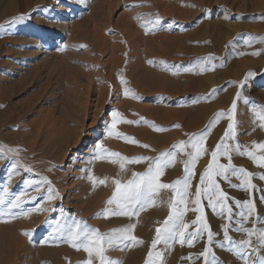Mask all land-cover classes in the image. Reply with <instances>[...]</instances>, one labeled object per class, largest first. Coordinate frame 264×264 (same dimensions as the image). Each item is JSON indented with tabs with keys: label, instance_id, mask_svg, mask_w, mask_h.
<instances>
[{
	"label": "rangeland",
	"instance_id": "rangeland-1",
	"mask_svg": "<svg viewBox=\"0 0 264 264\" xmlns=\"http://www.w3.org/2000/svg\"><path fill=\"white\" fill-rule=\"evenodd\" d=\"M36 1L38 0H0V24L5 25L3 29H0V143L9 147L20 149L18 157H12L11 155H9L7 158L0 157V185L3 183L7 184V179L9 176H12L14 184L15 181L18 182L15 184V186L12 184L13 182H11L10 194L19 193L22 191L25 185L24 189H26L27 186L28 192L30 190V192H32V194L30 193L31 196L37 198L34 200L36 202L32 200V202L26 201V203H29H24L23 207H21L22 210L20 208L18 209L19 211H27L30 208L32 209L33 207H37L38 204H41L39 206H42V202L45 203L43 206L45 207L46 205V208L47 204H51V206L48 207L49 212H42L43 214L47 213L46 217L42 213L32 212V216H28L32 218V220L33 217L36 219V215L37 221L44 218L46 221L49 219L48 221H50V223L51 221H55L58 216H62L64 219H73L72 217L75 218L78 216L77 211H75V198L81 194H77L75 189L79 183H83L85 185L86 180V183H88L89 179L87 177L89 172L84 170H89L95 166L96 159H93V146L104 133L105 122L110 119L109 113L112 111V109L109 106H107L103 111H99L102 114L99 115V112H97L98 115H93V111H95L94 104L96 103L97 95L92 94L89 98V108H91L89 110L88 119L85 120V127L82 129V133L85 138L80 140L82 143H80L78 146H74V148H72L73 146L71 145L68 147V150L62 148V152L60 151V154L62 153V155L58 154V157L56 158L53 156L52 158L50 153L47 152L48 150L46 147L48 144V138L45 136H49L51 133V131L49 133L48 131L46 132V130H50V123H47L50 121L48 112L52 110L51 105L53 104H55L56 107L58 105L57 109H60V102L65 98L64 96H66L67 89H69L67 86H71L72 84L68 83L73 82L71 81L73 80L71 79V75H75L73 72L78 74L80 72H88V74L92 75L95 72L94 75L97 74V77H100L101 80L103 79L102 84L103 87L106 88L108 87L107 85H112L106 83V79L104 78L102 71L107 70L110 67L111 63L114 62L115 57L118 56V53L121 55V58L124 57L121 59V63L125 65V63L128 64L131 59L133 61V57H130L133 53L130 52H133L134 49L138 51L137 55L135 54L134 56L137 59L140 58L139 64L145 68V71L143 72L146 74L147 70V73L153 71V74H151L152 76L150 75L151 77L148 76L149 74H147V77H149L148 79L152 80V82L149 83L151 85H146L147 89H150L148 91L153 92L151 94H147V92H139V98H136L137 101H135L134 98L131 103L133 102L136 109L140 108V111H142V113L144 112L145 119L148 118V121L154 122L157 126L168 129L164 132H158L153 130L149 124H146L145 126L144 123V130L142 131L143 134L145 133L146 135H144V139L141 142L143 144H149L151 149H159L158 152L170 149L171 146L179 140L187 139L186 134L197 133L201 131L206 125L209 124L210 118H212L216 112L221 109L226 110L230 106L231 101L235 97V93L237 91L236 86L231 82L240 81L248 71H254L257 75L255 77L254 83L251 84L250 89L245 91V95L250 96L252 101L259 102V104L264 105V43L259 42V40H255L251 46L245 44V40L248 39L249 34L254 38L258 37L260 39H264V0H143V3L142 0H61L59 5L55 3V0H46L44 2L45 4L42 2L39 3V5H33ZM137 4H142L143 6L128 8L124 7L125 5ZM40 5H46L47 7H39L40 9H37ZM219 5H224L227 8L229 18H225L224 10L220 8ZM205 8L212 9V12L209 16H204L202 10ZM29 13H31L30 20H26L25 22L19 24L9 23V21H11L14 17ZM139 14H144L143 21L136 19ZM156 15H159L162 18V24L164 27L156 31H149L148 34H146V29L141 27V23L154 20ZM52 16L57 17L55 22L56 24L58 23L57 26L60 28L57 26L56 28L54 26V29L53 27L52 29H48L43 26V23L46 21L48 26L55 25V22L51 24L52 21L49 19V17ZM173 21H175L174 24L172 23ZM168 24H172V27L167 28ZM55 28L57 30H55ZM148 28L151 29V25H148ZM82 30H84V33ZM74 32L76 34L78 33L76 37L74 36ZM86 32H88V34L85 35ZM92 36H97V39H93ZM98 40L100 41L98 42ZM101 42L103 43V46H100L102 45ZM65 45L67 46L66 50L60 51L59 47H64ZM82 45L86 47H81ZM98 47L102 48L98 49ZM113 49L115 51H120H116V53H114ZM179 50L181 54L178 52ZM254 51H261V54L258 56H253L251 54H239L252 53ZM111 52L114 53L112 56ZM161 53L164 54L161 55ZM125 54H127V58H125ZM152 54L154 56H152ZM209 54H212L216 57L214 63H216L217 66L215 69L203 73H200L198 68L194 72L183 71L184 67L192 66L198 58L205 57ZM164 55L166 56L164 57ZM110 57H112V61L110 60ZM45 58L47 59L45 60ZM149 61H152L153 63L150 64ZM161 61L166 63L168 70L165 69L164 64H161ZM129 63H131V61ZM49 64L51 65L49 66ZM37 65L40 66L38 67ZM173 66H178L180 71L176 72V68ZM89 70L92 72L90 73ZM154 71L158 74V76L155 75L156 73ZM172 71L173 73L174 71L176 73L173 75ZM43 75L45 77H43ZM66 81H68V85L66 84ZM110 88L111 87L108 89ZM212 89H216L217 92L210 101L196 102L199 100L200 96L207 95ZM79 91L83 92L84 90L79 88ZM114 99L115 97L110 94L107 101L109 103H113ZM115 103L116 102L113 104L116 105L117 103ZM127 103H129L128 100ZM153 116L156 119H153ZM237 120L239 142L249 147H251L253 141L264 142V129L259 127V119L254 114L251 105L246 106L242 102L238 104ZM45 124L48 125V127H46ZM176 124H179L181 127H174L173 125ZM43 125H45V127ZM133 127L136 128L137 125ZM226 127L227 120L222 119L220 123L212 129L211 135L206 142V146L210 148L214 147L219 141L220 137L223 135ZM41 134L43 136H41ZM152 135L156 138H154ZM8 136L12 137V139L8 138ZM106 139L107 137H104L103 142ZM25 140L27 143L30 140V144L28 143L27 145ZM38 143H41L43 148ZM168 143L171 145H167ZM35 144L36 147H33ZM25 145L34 148L31 149L29 147L32 152ZM156 145L163 146H157V148ZM130 147L132 148L133 152L128 154V157L137 155L156 156L155 151L144 149L138 144L131 143ZM25 149L28 150L31 155L28 151L25 152ZM35 150L37 151L35 152ZM34 152L36 153L34 156L36 158L33 157ZM37 154L39 156H37ZM28 155L30 157H28ZM47 155L50 156L47 157ZM61 156L62 160H57L58 158H61ZM17 160L20 162L23 161L25 163V167L29 165L33 169L32 175L31 172L24 170V166H17L16 169H13L12 165L15 164L14 162ZM35 160H37V162ZM40 160H42V162H40ZM207 160L208 157H204L200 160V162L197 164V172H201L203 170ZM222 162L226 161L222 158ZM233 162L238 167H244L253 172L261 171L247 157L234 156ZM145 167L146 165L144 164L126 165V169H130L124 173H121L120 168L117 167L116 170L115 167L112 166L107 171L104 170L102 173L95 174L94 176L98 180L104 178H107V180L106 184L101 185L97 183L95 187H93V184H91L92 182L88 184L87 192L91 193V200L92 198L94 199V196L104 193L101 191H104L103 189L105 185H109L110 188V186L113 185L112 180L114 178H122L124 179V182H126L127 179L125 181V178H131V173L133 171L143 172ZM175 167L177 170L175 179H177L183 175V164L177 162ZM7 171L9 174H12H8V176ZM16 172L19 174H16ZM43 176L44 178L47 177L49 180H51L54 188L58 190V193H60L58 198L52 201L53 203H48L47 200L44 202L43 200L44 195L47 197L46 189L48 186L44 181ZM14 177L16 180H14ZM5 179L7 182H5ZM24 180H28L27 182L35 185V187L40 185L39 188L41 189V193L33 191L34 188L29 189ZM233 182L238 181L233 179ZM254 182L257 184H264V182L259 180H255ZM4 186L5 185L3 184L0 189H2ZM222 186L229 191L230 196L241 199L246 198L245 193L229 188L227 183H224ZM89 187L90 189H88ZM33 192H36V194ZM36 195H38V197ZM40 196L43 197L41 198ZM255 197L261 217L260 224L257 226L260 227L264 226V202H261L259 199V191L255 193ZM50 207L56 208V212L54 211V213H56L55 215L53 211L51 212ZM61 208H63V211H65L63 213H66L65 217L63 216L64 214H61ZM57 212H60V215ZM38 214L42 215V219L38 218ZM206 214L212 230L219 233L221 231V225L225 223V221L214 215L210 209H207V207ZM70 215L74 216L70 217ZM22 217L23 216H21V218L17 217V219L14 218L15 221H13L12 218L10 220L9 217L2 218L7 221L9 220L8 222H5L0 218V241L3 242H0V264H10L13 260L16 261H13L12 264H52L53 262L49 256L51 252L45 253L44 250L48 249L51 251L50 249H57L60 246L45 245L47 244L45 241H48L44 226L45 220L38 222L36 221L37 226L36 224H34L35 226H33V224H27V226L25 224L27 222L26 220H28V217H25V220H23L24 218ZM110 217L112 219L113 216ZM19 218L21 219L22 224ZM109 218L103 217L102 219L104 220ZM194 218L195 215L190 211L186 214L185 221L190 223ZM102 219L91 221H93V223H98L102 222ZM22 220L24 221V224ZM116 225L117 226H108L107 228L115 229L117 227L123 226V224ZM162 225L163 224H160L156 226V228L161 227ZM15 227L21 231L25 227L26 229L30 228L34 232L31 231V237H26V235L24 237L21 235L20 230H16ZM246 227H251V224H247ZM16 231L18 232L16 233ZM230 234L237 240L244 238L242 234H238L234 231ZM17 235H19V238L23 236L25 243L27 241V245L24 243L26 245L25 247H27L28 244H33V247H35L33 249L31 258L27 259L29 261L26 260L27 262L25 261V263H20V259L15 256L16 253H14V249L11 248L13 242L15 241L14 239L17 238ZM2 236L3 238L6 236L4 239L7 241H4ZM217 239H222V234L218 236ZM204 246V241L196 243L194 247L175 244L171 250L165 252L164 264H202V260H195L194 262L193 260L182 261L181 257H187L189 253H199L202 251ZM158 247L161 250L164 248L162 244L158 245ZM215 250L217 255L220 257L221 264H241V261L228 251L220 249ZM114 255L115 253H113V256ZM8 258L11 259L8 260Z\"/></svg>",
	"mask_w": 264,
	"mask_h": 264
},
{
	"label": "snow or ice",
	"instance_id": "snow-or-ice-1",
	"mask_svg": "<svg viewBox=\"0 0 264 264\" xmlns=\"http://www.w3.org/2000/svg\"><path fill=\"white\" fill-rule=\"evenodd\" d=\"M59 5L61 0H55ZM137 5H125L128 7H139ZM39 7H47L38 6ZM224 10L225 18L228 17V10L224 5H219ZM204 16H209L212 12L211 8L202 10ZM144 14H139L136 19L143 21ZM31 19V13L21 14L14 17L10 24L23 23ZM52 22H55L57 17H49ZM173 24L175 21L172 22ZM151 25V29L148 28ZM5 25L0 24V29ZM141 27L146 29V34L149 31H156L163 26L162 18L156 15L154 20L142 22ZM172 24H168L167 28H171ZM264 43V39L254 38L250 34L245 44L251 46L255 41ZM59 47V46H58ZM86 47V46H81ZM67 46L59 47L60 51H65ZM240 55L251 54L258 56L261 51L252 53H239ZM216 57L209 54L205 57L198 58L192 66L184 67V72H194L197 68L200 73L216 68L214 61ZM149 63H153L149 61ZM168 70L165 62L161 61ZM176 72L180 71L178 66ZM175 74V72L173 73ZM256 73L248 71L243 79L234 81L233 83L237 91L232 99L230 106L225 110L221 109L216 112L210 122L204 129L197 133L186 134L187 139L175 142L170 149L160 152L156 156L137 155L128 157L119 152L110 151L104 144V137L123 138L125 142L138 144L144 149H151L149 144H141L135 138H131L126 134L118 131L119 124H133L143 121L149 124L153 130L164 132L168 129L157 126L154 122H150L141 118V121L127 120L123 114L116 109L109 113L110 119L105 122V130L101 138L95 142L93 146V159L108 156L111 158V163H119L121 173L127 171L126 165L144 164L146 165L143 172L131 173V178L126 182H122L119 178H114L112 183L114 191L111 197L106 201L109 207L97 214V218L101 215L104 218L126 217L129 221L133 218H138L140 213L148 207L156 205V199L162 191H167L171 195L167 201L169 207V215L163 222L161 227L156 229L155 237L151 241V245L147 252V257L144 264H164L165 252L172 249L175 244L181 246L194 247L196 243L204 241V248L196 254L189 253L187 257H181V260H202V264H221L220 257L215 249L226 250L233 254L241 261V264H264V226L258 227L261 217L256 203L255 193L259 191L260 201L264 202V184H257L254 181L259 180L264 182V142H252L251 147L243 145L238 140V104L242 102L246 106L251 105L254 114L259 119V127L264 129V105L259 102L252 101L250 96L245 95V91L250 89V86L255 81ZM122 85H126L127 81L122 75L118 76ZM131 90L125 88L124 96H128ZM217 90L212 89L207 95H202L196 102H208L215 95ZM134 98H139L132 93ZM222 119L227 120V127L214 147L206 146V142L211 135L212 129L220 123ZM180 128L179 124L173 125ZM20 149L9 147L0 143V157L7 158L19 156ZM234 156L247 157L260 172H253L244 167H238L234 164ZM204 157H208L206 165L201 172H197V164ZM222 158L226 162H222ZM177 162L183 164V175L174 181L167 183L162 181L165 175V170L175 166ZM23 166L19 160L12 165L13 169L17 166ZM27 172H32L30 166L24 167ZM84 171H89L85 169ZM16 174H19L16 172ZM93 184H106L107 178L97 179L94 175L89 174L87 177ZM12 176H9L8 183L0 189V218L9 217L17 218L20 216L28 217L32 212L42 213L49 211L48 208L37 206L28 211H16L26 201L36 200L28 194V189L22 190L17 194H10V184ZM235 179L238 182H233ZM47 183V202L51 203L59 196L58 190L54 188L51 180L44 178ZM195 182V183H194ZM28 188H34L36 192H40L39 187L33 186L30 182L25 181ZM227 183L231 189L239 190L245 193L246 198L230 196L229 191L222 185ZM206 207L221 220L225 221L221 225L219 233L214 232L208 221ZM51 211H56L55 207ZM63 213V208L60 209ZM192 212L195 218L190 223L185 221V216L188 212ZM45 221L44 223H46ZM139 220L130 222L126 226L111 229L106 233H101L99 229H93L86 222L75 218L70 221H56V232L59 233L56 239H62L76 250H82L86 255L85 258L78 264H120V261L113 259L107 255L110 250H124L127 247L142 245L145 241L134 234ZM251 227H246L247 224ZM236 232L242 234L244 238L235 239L230 233ZM24 235L31 237V230H25ZM222 234V239H217ZM48 243V241H45ZM163 245V250L158 249V245Z\"/></svg>",
	"mask_w": 264,
	"mask_h": 264
},
{
	"label": "bare ground",
	"instance_id": "bare-ground-1",
	"mask_svg": "<svg viewBox=\"0 0 264 264\" xmlns=\"http://www.w3.org/2000/svg\"><path fill=\"white\" fill-rule=\"evenodd\" d=\"M46 0H38V1H36L35 2V4H33V5H36V4H38L39 5V3H44ZM77 1V0H76ZM136 1V0H135ZM139 2V1H138ZM141 2V1H140ZM96 3V2H95ZM120 3H121V1H120ZM120 3H119V5H120ZM142 3H143V0H142ZM45 4V3H44ZM52 4V3H51ZM64 4V3H63ZM72 4V3H71ZM98 4V3H97ZM32 5V6H33ZM31 6V5H30ZM41 6V5H40ZM43 6V5H42ZM52 6V5H51ZM124 6V5H123ZM42 8V7H41ZM98 8V7H97ZM103 8V7H102ZM32 9H33V7H32ZM37 9H40V8H37ZM36 9V10H37ZM64 10V9H63ZM27 11H28V9H27ZM64 12V11H63ZM98 12V11H97ZM50 14V13H49ZM102 19V18H101ZM44 22V21H43ZM42 22V23H43ZM47 22V21H46ZM43 23L44 25L43 26H45V28H48V29H52V27H53V29H54V26L56 27L57 26V24H56V22H55V25H53V26H48V23ZM51 22V21H50ZM53 22H51V24H52ZM95 23V22H94ZM35 25V24H34ZM50 25V24H49ZM60 25V24H59ZM47 26V27H46ZM57 27H59V26H57ZM56 27V28H57ZM55 28V30H57ZM60 28V27H59ZM130 28V27H129ZM126 29V28H125ZM136 29V28H135ZM88 30V29H87ZM86 30V31H87ZM90 30V29H89ZM139 30V29H138ZM44 31H45V29H44ZM100 31V30H99ZM104 31H106V30H104ZM72 32V31H71ZM77 32V31H76ZM82 32L84 33V30H82ZM131 32V31H130ZM81 33V32H80ZM132 33V32H131ZM86 34H88V32H86L85 33V35ZM100 34V33H99ZM98 34V35H99ZM102 34H103V31H102ZM130 34V33H129ZM78 35V33L76 34L75 32H74V36L76 37ZM101 35V34H100ZM132 35V34H131ZM89 36V35H88ZM93 36H94V34H93ZM92 36V37H93ZM103 36V35H102ZM133 36V35H132ZM75 37H74V40H75ZM84 37V36H83ZM86 37V36H85ZM92 37H91V39H92ZM97 37V36H96ZM96 37H93V39L94 38H96ZM72 38V37H71ZM135 38V37H134ZM73 39V38H72ZM87 39H88V37H87ZM92 39V40H93ZM97 39V38H96ZM95 39V40H96ZM136 39V38H135ZM148 39V38H147ZM76 40H78V39H76ZM89 40H90V37H89ZM88 40V41H89ZM101 40H102V38H101ZM137 40V39H136ZM100 40H98V42H99ZM138 41V40H137ZM152 41V40H151ZM4 42V41H3ZM93 42V41H92ZM97 42V41H96ZM98 42H97V44H98ZM39 43V42H38ZM90 43V42H89ZM95 43V42H94ZM102 43V42H101ZM152 43H153V41H152ZM172 43V42H171ZM85 44V43H84ZM99 45H100V43H99ZM99 45H97V46H99ZM128 45V44H127ZM100 46H103V43H102V45H100ZM108 46V45H107ZM138 46V45H137ZM115 47V46H114ZM118 47V46H117ZM128 47V46H127ZM151 47H154V46H151ZM161 47V46H160ZM169 47H170V45H169ZM102 48V47H101ZM101 48H99L98 47V49H101ZM111 48V47H110ZM163 48H165V47H163ZM134 49V48H133ZM176 49V48H175ZM108 50V49H107ZM114 50V49H113ZM122 50V49H121ZM126 50V49H125ZM132 50V49H131ZM159 50H161V49H159ZM172 50V49H171ZM170 50V51H171ZM104 51V50H103ZM117 51V50H116ZM116 51L114 50V53H116ZM118 51H120V50H118ZM117 51V52H118ZM148 51V50H147ZM173 51V50H172ZM185 51V50H184ZM100 52V51H99ZM137 52L138 51H136L135 49H134V51L132 52H130V53H133L132 54V56H130L131 58L133 57V61H132V59L130 60L131 61V63H129L128 62V64H126L125 62V65H123L121 62V59H123L124 57H122L121 58V55H119V53H118V56L117 57H115V60H114V62H112L111 63V65H110V67L107 69V70H103L102 72H103V75H104V78L106 79V83H108V84H111L112 86H109V85H107L108 87H106V88H104L103 87V84H102V82H103V79L101 80L100 79V77H97V74L96 75H94L95 74V72H94V76L92 75V74H88V72L87 73H83V72H80L79 74L78 73H76V72H73L75 75L73 76V75H71V79H73V80H71V81H73V82H69L68 84H70V83H72L71 84V86H69L68 84H67V82L68 81H66V84L68 85L67 87H69V89H67V92H66V96H64L63 98V100L60 102V111L57 109V107H58V105H57V107L55 106V104H53V105H51L52 106V110L51 111H49L48 112V114H49V119H50V121L49 122H47L48 124H49V128H50V130L48 129V130H46V132L48 131V133L51 131V133H50V135L49 136H45L46 138H48V144H47V152H49L50 153V155H51V157L53 156L54 158H56V157H58V154H60V151L62 150V148L63 149H67L68 150V147H70L71 145L73 146L72 148H74V146H78V145H80V143H82L80 140L81 139H85L84 138V135H83V127H85L84 126V124H85V120L86 119H88V114H89V110H90V108H89V98L91 97V95L92 94H95V95H97V99H96V103L94 104V109H95V111H93V115H95L96 116V114L98 115V113L97 112H99V111H103L107 106H109L112 110L113 109H116V110H119L122 114H123V116L127 119V120H131V121H141V118H143L144 120H147L148 118H144V112L142 113V111H140V108H138V109H136V107H135V105L133 104V102L131 103V101H133L134 100V97H133V95H132V93H134L136 96H138L139 95V92H141V93H146L147 92V94H151L152 92L151 91H148V90H150L149 88L147 89V87H146V85L147 84H149L150 82H152V80L151 79H148L149 77H147V74H149L148 76H150L151 74H153V71L151 72H148L147 73V71H146V74L143 72V71H145L144 69L145 68H143V66H141V64H139V62H140V58L139 59H137L134 55L136 54L137 55ZM149 52V51H148ZM158 52V51H157ZM164 52V51H163ZM168 52V51H167ZM179 53H180V50L178 51ZM186 52V51H185ZM105 53V52H104ZM112 53V52H111ZM114 53H112L111 54V56L114 54ZM125 53V52H124ZM128 53V52H127ZM160 53V52H159ZM165 53V52H164ZM164 53H161V55H163ZM178 53V54H179ZM181 54V53H180ZM117 55V54H116ZM128 55H130V54H128ZM143 55V54H142ZM167 55V54H166ZM166 55H164V57L166 56ZM174 55V54H173ZM175 55H177V54H175ZM125 58H127V54H125ZM141 56V55H140ZM144 56V55H143ZM152 56H154L153 54H152ZM168 56V55H167ZM170 56H171V54H170ZM109 57V56H108ZM129 57V56H128ZM130 57H129V59H130ZM138 57V56H137ZM27 58V57H26ZM111 59V61H112V57H110ZM150 58H151V56H150ZM158 58V57H157ZM156 58V59H157ZM179 58V57H178ZM23 59V58H22ZM21 59V60H22ZM28 59V58H27ZM47 58H45V60H46ZM91 59V58H90ZM153 59V58H152ZM167 59V58H166ZM24 60V59H23ZM55 60V59H54ZM89 60V59H88ZM92 60V59H91ZM128 60V59H127ZM139 60V61H138ZM173 60V59H172ZM174 60H175V58H174ZM176 60H178V59H176ZM35 61V60H34ZM42 61V60H41ZM44 61V60H43ZM48 61V60H47ZM50 61V60H49ZM83 61V60H82ZM156 61V60H155ZM54 62V61H53ZM58 62V61H57ZM61 62V61H60ZM95 62V61H94ZM39 63V62H38ZM51 63V62H50ZM90 63H92V62H90ZM174 63V62H173ZM42 64V63H41ZM56 64V63H55ZM94 64H96V63H94ZM51 64H49V66H50ZM58 65V64H57ZM84 65V64H83ZM92 65V64H91ZM170 65V64H169ZM38 66V65H37ZM40 66V65H39ZM38 66V67H39ZM49 66H47V67H49ZM153 66V65H152ZM58 67V66H57ZM61 68V67H60ZM70 68V67H69ZM88 68H89V66H88ZM149 68V67H148ZM95 69V68H94ZM93 69V70H94ZM172 69V68H171ZM170 69V70H171ZM49 70V69H48ZM56 70V69H55ZM82 70V69H81ZM156 70V69H155ZM162 70V69H161ZM36 71V70H35ZM45 71V70H44ZM60 71V70H59ZM90 71V70H89ZM157 71V70H156ZM30 72V71H29ZM41 72V71H40ZM79 72V71H78ZM92 71H90V73H91ZM155 72V71H154ZM175 72V71H174ZM33 73V72H32ZM156 73V72H155ZM170 73V72H169ZM172 73H173V71H172ZM176 73V72H175ZM39 74V73H38ZM55 74V73H54ZM65 74V73H64ZM99 74V73H98ZM35 75V74H34ZM49 75V74H48ZM66 75H68V74H66ZM120 75H122L123 77H124V79L127 81V85H122L121 83H120V81H119V79H118V76H120ZM155 75H157L158 76V74L156 73ZM174 75V74H173ZM59 76V75H58ZM95 76H96V78H95ZM101 76V75H100ZM152 76V75H151ZM150 76V77H151ZM38 77V76H37ZM43 77H45L44 75H43ZM172 77V76H171ZM188 77V76H187ZM64 78V77H63ZM78 78V79H77ZM163 78V77H162ZM45 79V78H44ZM51 79V78H50ZM58 79V78H57ZM69 79V78H68ZM67 79V80H68ZM173 79V78H172ZM40 81V80H39ZM44 83H46V82H44ZM130 83H132V84H130ZM164 84H166V83H164ZM171 84H173V83H171ZM48 85V84H47ZM151 84H149V86H150ZM174 85V84H173ZM106 86V85H105ZM148 86V85H147ZM82 87V88H81ZM109 87H111L110 89H108ZM40 88V87H39ZM79 88L81 89V90H84L83 92L81 91H79ZM125 88H128V89H130L131 90V92H130V94L128 95V96H124L123 95V91H124V89ZM167 88V87H166ZM182 88V87H181ZM41 90V89H40ZM113 91H116V92H113ZM156 91V90H155ZM178 91V90H177ZM186 91V90H185ZM159 92V91H158ZM174 92H175V90H174ZM181 92V91H180ZM116 93V94H115ZM110 94H112L114 97H115V99H114V102H116L115 104L116 105H114L112 102L111 103H109L108 101H107V99H108V96L110 95ZM147 94H145V95H147ZM169 94V93H168ZM53 95V94H52ZM142 95V94H141ZM94 96V95H93ZM48 97V96H47ZM57 97V96H56ZM41 98V97H40ZM112 100V99H111ZM126 100V101H125ZM127 100H128V102L130 103H127ZM92 101V100H91ZM135 101H137L136 100V98H135ZM126 102V103H125ZM139 103V102H138ZM137 104V103H136ZM34 106V105H33ZM138 107H141V106H138ZM33 108V107H32ZM6 109V108H5ZM21 111V110H20ZM2 112V111H1ZM44 112V111H43ZM100 114H102V113H100L99 112V115ZM25 115V114H24ZM58 115V116H57ZM92 115V114H91ZM93 115H92V117H93ZM10 116V115H9ZM145 116H147V115H145ZM150 116V115H149ZM152 116V115H151ZM44 118V117H43ZM95 118H97V117H95ZM48 119V118H47ZM153 119H156V118H154V116H153ZM95 120V119H94ZM151 120V119H150ZM160 120V119H159ZM148 121V120H147ZM157 121V120H156ZM5 122V121H4ZM44 123V122H43ZM46 123V124H47ZM45 124V125H46ZM104 124V123H103ZM45 125H43L44 127H45ZM135 125H137V127L135 128V127H133V126H135ZM148 125V124H147ZM145 126H146V124H145ZM188 126V125H187ZM39 127V126H38ZM46 127H48V125H46ZM104 127H105V125H104ZM103 127V128H104ZM143 127H144V123H143V121H141L140 123H133V124H119L118 125V131H120V132H122L123 134H126L127 136H129V137H131V138H135V140H137V141H142L143 139H144V135H146L145 133L143 134V131L142 130H144L143 129ZM1 128V127H0ZM47 129V128H46ZM148 129H149V126H148ZM189 129V128H188ZM104 130V129H103ZM41 131V130H40ZM43 131V130H42ZM45 131V130H44ZM42 133H44V132H42ZM45 134H47V133H45ZM44 134V135H45ZM37 135V134H36ZM13 136V135H12ZM25 136V135H24ZM23 136V137H24ZM41 136H43L42 134H41ZM40 136V137H41ZM153 136V135H152ZM15 137V136H14ZM34 137V136H33ZM32 137V138H33ZM37 137H39V136H37ZM150 137H151V135H150ZM154 137V136H153ZM8 138H11L12 139V137H9L8 136ZM29 138H31V137H29ZM28 138V139H29ZM45 138V139H46ZM154 138H156V137H154ZM26 140H27V138H26ZM25 140V141H26ZM38 140H39V138H38ZM37 140V141H38ZM47 140V139H46ZM157 140V139H156ZM166 140V139H165ZM28 141V140H27ZM27 141H26V143H27ZM32 141V140H31ZM34 141V140H33ZM46 142V141H45ZM166 142H167V140H166ZM165 142V143H166ZM29 144H30V140H29V142H28ZM28 143H27V145H28ZM33 143V142H32ZM142 143V142H141ZM34 144V143H33ZM37 144V143H36ZM36 144L35 145H33V147L35 146L36 147ZM39 144V143H38ZM42 144H43V142H42ZM41 143L39 144L40 146L42 145ZM104 144H105V146L110 150V151H115V152H119V153H121L122 155H125V156H128V154H130L131 152H133V150H132V148L130 147V142H125L124 140H123V138H116V137H107V139L104 141ZM143 144V143H142ZM156 144V143H155ZM161 144H163V143H161ZM27 145H25V146H27ZM167 145H171V144H167ZM157 146H163V145H156V147ZM28 147V146H27ZM27 147H26V149H27ZM30 148H31V146H29ZM29 147H28V149H29ZM42 147V146H41ZM38 148V147H37ZM43 148V147H42ZM46 148H45V150H46ZM158 148V147H157ZM25 149V152L26 151H28V150H26ZM31 149H34V148H31ZM155 149V148H154ZM30 150V149H29ZM43 150V149H42ZM45 150H43V151H45ZM158 150L159 149H155V153H156V155H158L159 153H160V151L158 152ZM31 151V150H30ZM37 150H35V152H36ZM40 151H41V149H40ZM40 151H39V153H40ZM42 151V152H43ZM64 151V150H63ZM162 151V150H161ZM29 152V151H28ZM32 152V151H31ZM33 153L32 155H33V157L35 156V154L36 153ZM46 152V151H45ZM62 152V151H61ZM38 153V154H39ZM44 153V152H43ZM42 153V154H43ZM29 154L31 155V153L29 152ZM37 154V156H39ZM41 154V153H40ZM64 154V153H63ZM50 155H47V157H49ZM60 155H62V153L60 154ZM59 155V156H60ZM26 156V155H25ZM44 156V155H43ZM45 156H46V153H45ZM28 157H30L29 155H28ZM41 157H42V155H41ZM50 157V158H51ZM52 157V158H53ZM34 158H36V157H34ZM34 158H33V160H34ZM43 158V157H42ZM62 160V156H61V158H58L57 160ZM32 160V159H31ZM48 160V159H47ZM46 160V161H47ZM4 161H6V160H4ZM36 162H37V160H35ZM54 161V160H53ZM23 162V161H22ZM40 162H42V160H40ZM14 163H16V162H14ZM28 163V162H27ZM96 164H95V166H93L92 168H90L89 169V174H92V175H95V174H97V173H102V172H104V170H108L110 167H112V166H114L115 167V169L118 167L119 168V163H116V164H113V163H111V158L110 157H108V156H103V157H101V158H97L96 159V162H95ZM1 164H2V162H1ZM23 164V166H24V162L22 163ZM33 164V163H32ZM46 164H47V162H46ZM12 165V164H11ZM19 166V165H18ZM29 166V165H28ZM6 167V166H5ZM25 167V166H24ZM128 169H130V168H128ZM127 169V170H128ZM117 170V169H116ZM115 170V171H116ZM35 171H36V169H35ZM10 172V171H9ZM40 172V171H39ZM113 172V171H112ZM116 173H117V171H116ZM6 174V173H5ZM9 173H8V171H7V175H8ZM12 174V173H11ZM11 174H9V175H11ZM34 174V173H33ZM109 174H111V173H109ZM7 175H6V177H7ZM8 175V176H9ZM31 175H32V172H31ZM101 175H103V174H101ZM119 175H120V172H119ZM176 175H177V170H176V167L175 166H172V167H169V168H167L166 170H165V175L162 177V181L163 182H167V183H170V182H172L174 179H175V177H176ZM125 176V175H124ZM129 176V175H128ZM49 177V176H48ZM111 177V176H110ZM22 178V177H21ZM42 178V177H41ZM43 178H44V176H43ZM49 178H51V177H49ZM7 179V178H6ZM6 179H5V182H7L6 181ZM53 179V178H52ZM126 179L128 180V178H125V181H126ZM8 180V179H7ZM12 181L11 182H13L12 184L15 186V184L18 182H16L15 181V184H14V181H13V178L11 179ZM14 180H16V178L14 177ZM17 180H18V177H17ZM86 180V179H85ZM121 180H122V182H124V179H122L121 178ZM19 181H20V179H19ZM25 181V180H24ZM28 181V180H27ZM1 182V181H0ZM21 182V181H20ZM20 182H19V184H20ZM86 182H87V180H86ZM85 182V185L83 184V183H79L78 185H77V190L75 189V191H77L76 193L78 194H81V195H79L77 198H75V211H77V217H75V219H77V220H81V221H84V222H86L87 223V225H89L91 228H93V229H99L100 230V232L101 233H106V232H108L109 230H111V229H108L107 227L108 226H112V225H115V226H117L116 224H123V226H126L128 223H130V222H135L137 219L139 220V223H137V227H136V229L134 230V234L137 236V237H139V238H141V239H143L144 241H145V243L144 244H142V245H135V246H130V247H127V248H125L124 250H110V251H108V253H107V255L109 256V257H111V258H113V259H117V260H119L120 261V264H144V262H145V257H146V252H148V250H149V247H150V245H151V241H152V239L155 237V234H156V226H158V225H160V224H163V222L166 220V218L168 217V215H169V207H168V204H167V201H168V199H169V196L171 195L170 193H168L167 191H162L161 192V194H160V196L159 197H157V199H156V205L155 206H153V207H148L145 211H143V212H141L140 213V215H139V217L138 218H133V220L132 221H129L128 220V218H126V217H112V219H111V217L109 218V219H102L104 216L103 215H101L100 217H98L97 218V214L98 213H102L103 212V210L104 209H106V208H109V207H113V206H109V205H107L106 204V201L111 197V195H112V193H113V191H114V185H112V186H110V188H109V185H105L104 186V191H101V192H104V193H102L101 195L99 194V195H97V196H94V199L92 198V200H91V198H90V195H91V193L90 192H87L88 190H87V187H88V184L91 182L90 180H88V183H86ZM110 182V181H109ZM3 183V182H2ZM4 185H5V183H3ZM2 184V185H3ZM24 184V183H23ZM41 184V183H40ZM92 184V183H91ZM109 184V183H108ZM2 185H0V187L2 186ZM12 185V186H13ZM111 185V184H110ZM22 186V185H21ZM33 186H35V185H33ZM37 186V185H36ZM40 185H38V187H39ZM41 186H44V185H41ZM45 186H46V184H45ZM17 187V186H16ZM15 187V188H16ZM24 187H25V185H24ZM24 187H23V189L22 190H24ZM12 188V187H11ZM18 188V187H17ZM22 188V187H21ZM26 188H27V186H26ZM45 188V187H44ZM47 188H48V186H47ZM30 189V188H29ZM33 189V188H32ZM88 189H90V187L88 188ZM101 189V188H100ZM12 190V189H11ZM20 190V189H19ZM41 190V189H40ZM42 190H43V187H42ZM12 191H14V190H12ZM31 191V190H30ZM28 192L29 194L31 193L32 194V192ZM33 191H35V190H33ZM46 191H47V189H46ZM90 191V190H89ZM11 192V191H10ZM17 192V191H16ZM15 192V193H16ZM19 192V191H18ZM21 192V191H20ZM19 192V193H20ZM95 192V191H94ZM33 193H35L36 194V192H33ZM41 193V192H40ZM12 194V193H11ZM30 194V195H31ZM44 194V193H43ZM60 194V193H59ZM37 197H38V195H36ZM47 196V195H46ZM41 197V196H40ZM39 197V198H40ZM43 197V196H42ZM41 197V198H42ZM92 197V196H91ZM38 198V199H39ZM47 197H45V195H44V202H45V200H47L46 199ZM93 200H94V202H93ZM32 201H34V200H32ZM31 201V202H32ZM73 201V200H72ZM34 202H36V201H34ZM26 203V202H25ZM29 203V202H28ZM28 203H26V204H28ZM47 203V202H46ZM51 203H53V202H51ZM25 204V205H26ZM32 204V203H31ZM43 204H45V203H43L42 202V206H43ZM39 205H41V204H38L37 206H39ZM33 206H34V204H33ZM49 206H51V204H47V208L49 207ZM74 206V205H73ZM21 207H23V205L21 206ZM24 207H26V206H24ZM28 207V206H27ZM44 207V206H43ZM45 207H46V205H45ZM34 208V207H33ZM32 208V209H33ZM51 208V207H50ZM31 209V208H30ZM29 209V210H30ZM49 209V208H48ZM21 210H22V208H21ZM27 210V209H26ZM68 210V209H67ZM17 211H19V210H17ZM28 211V210H27ZM74 211V210H73ZM46 212V211H45ZM47 212H49V211H47ZM52 212V211H51ZM56 212V211H55ZM63 212H65V211H63ZM34 213V212H33ZM33 213H31V214H33ZM36 213V212H35ZM54 213V212H53ZM58 214L60 213V212H57ZM76 213V212H75ZM43 214V213H42ZM46 214L47 213H44L43 215H45V217H46ZM56 213H54V215H55ZM64 217L66 216L65 214L66 213H61ZM35 215V214H34ZM33 215V216H34ZM39 215V214H38ZM60 215V214H59ZM76 215V214H75ZM32 216V215H31ZM51 216V215H50ZM72 216H74V215H72ZM71 215H70V217H72ZM42 217V215H39V219ZM57 217V216H56ZM5 218H7V217H5ZM20 218H21V216H20ZM19 218V220H20V222H21V219ZM22 218H24L23 220H25V217H22ZM27 218V217H26ZM55 218V217H54ZM69 218V217H68ZM72 218H74V217H72ZM2 219V218H1ZM17 219V218H16ZM28 220H26L25 222H26V224L25 225H31V224H33V226H35L34 224H36V226H37V222L38 221H43V220H45L46 221V219H42V220H38L37 221V215H36V219L33 217V220H32V218H30V217H28L27 218ZM98 219H102V222H98V223H93V221H91V220H98ZM2 220H4V219H2ZM10 220H11V218H10ZM13 221H15L14 219H12ZM22 220V221H23ZM49 220V219H48ZM47 220V221H48ZM55 220V219H54ZM65 221V220H67V221H70L71 219H67V218H63L62 216H58L57 218H56V220L55 221H51V223H50V221H48V223L46 222L45 224H44V226H45V229H46V233H47V237L49 238H47V240H48V243L47 244H45V245H51V246H53V245H59L60 247H58L57 249H50L51 251H49L48 249H46V250H44V252L45 253H49V252H51V254H49V256H50V258H51V261L53 262L52 264H78V262L79 261H81V260H83L84 258H85V253L82 251V250H76L75 248H73L72 246H70L69 244H67V243H65L62 239H56V237H58V235H59V233L58 232H56L55 231V229L57 228V224H56V221ZM5 222H8L7 220H4ZM37 221V222H36ZM2 222V221H1ZM19 222V221H18ZM15 223V222H14ZM13 223V224H14ZM40 223V222H39ZM39 223H38V227H39ZM8 224V223H7ZM16 224H17V221H16ZM15 224V225H16ZM21 224H22V222H21ZM23 224H24V221H23ZM41 224H43V223H41ZM27 225V226H28ZM24 226V225H23ZM10 227V226H9ZM22 227V226H21ZM37 227V228H38ZM122 227V226H121ZM0 228H1V226H0ZM44 228V227H43ZM117 228H120V227H117ZM4 229V228H3ZM14 229V228H13ZM15 229L16 230H20V229H17L16 227H15ZM11 230H12V228H11ZM25 230H31V231H33L32 229H26V227L24 228V229H22V231L20 230V232H21V235H23L24 237H25V235L23 234V232L25 231ZM1 231V230H0ZM15 231V230H14ZM18 231H16V233L18 232ZM51 231V232H50ZM3 232V231H2ZM12 232H13V230H12ZM20 232H19V234H20ZM34 232V231H33ZM33 234V233H32ZM38 235V234H37ZM6 236H7V234H6ZM6 236L4 237V238H6ZM19 235H17V238H15L14 239V236H13V239L15 240L14 242H13V244H12V246H11V248H13L14 249V253H16V257H18V259H20V263H25V261L27 260V259H29V258H31V256H32V253H33V249L35 248V247H33V244H31L30 242V244L32 245H29L28 244V246L27 247H25L27 244V241H26V243L24 242L25 240H23L24 239V237L22 238V237H18ZM10 237V236H9ZM26 237H28V236H26ZM2 238H3V236H2ZM1 238V239H2ZM3 238V239H4ZM12 238V237H11ZM33 238V237H32ZM30 239V238H29ZM6 239H4V241H5ZM7 241V240H6ZM1 243H3L2 241H0ZM41 242V241H40ZM39 242V243H40ZM26 245H25V244ZM5 244H7V243H5ZM10 244V243H9ZM11 245V244H10ZM7 246H9V245H7ZM149 246V247H148ZM5 248V247H4ZM9 248V247H8ZM147 248H148V250H147ZM6 249V248H5ZM158 249H159V247H158ZM11 250V249H10ZM9 250V251H10ZM36 250V249H35ZM13 252V251H12ZM42 252V251H41ZM113 253H115V255L113 256ZM12 254V253H11ZM42 254H43V252H42ZM12 256V255H11ZM44 256V255H43ZM4 257V256H3ZM2 257V258H3ZM10 257V256H9ZM41 257V256H40ZM38 258V257H37ZM48 258V257H47ZM49 258V259H50ZM7 259V258H6ZM11 258H8V260H10ZM4 260V259H3ZM13 261H16V260H13ZM13 261L10 263V264H12L13 263ZM27 261H29V260H27ZM26 261V262H27ZM32 261V260H31ZM39 261H40V259H39ZM3 262V261H2ZM44 262V261H43ZM18 263V262H17ZM45 263V262H44ZM7 264V263H6ZM26 264V263H25ZM50 264V263H49Z\"/></svg>",
	"mask_w": 264,
	"mask_h": 264
}]
</instances>
